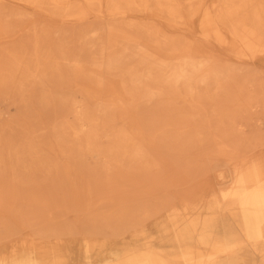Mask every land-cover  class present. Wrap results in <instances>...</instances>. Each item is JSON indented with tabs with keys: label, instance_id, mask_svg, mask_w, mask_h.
Wrapping results in <instances>:
<instances>
[{
	"label": "bare ground",
	"instance_id": "bare-ground-1",
	"mask_svg": "<svg viewBox=\"0 0 264 264\" xmlns=\"http://www.w3.org/2000/svg\"><path fill=\"white\" fill-rule=\"evenodd\" d=\"M182 1L188 7H196L185 15ZM217 3L209 8L206 0H0V102L8 100L19 109L18 115L4 124L0 118V180L14 182L22 178L20 175H29L17 172L16 164L43 165L50 159L42 154L39 147L42 142L35 132L47 129L51 118L58 122L74 113L78 120L75 127L59 120L54 126L59 129L55 135L60 130L64 135H83L84 141L92 145L97 135L95 131L84 134L93 125L86 120L84 102L78 96L118 112L132 128L140 131L136 101H160L167 105L172 100L161 87L147 85L135 90L137 84L153 79L152 70L158 71L156 80L173 84L177 98L183 95L182 87L185 96H194L198 83L214 86L215 96H220L227 85L235 84L236 99L260 97L264 86L254 90V94L245 95L244 84L250 81L241 83L231 70L214 69L215 62L204 58L199 44L179 45L160 28L125 24L141 16L156 17L169 29L178 31L200 21L198 31L204 40L217 42L238 58L264 55V0H218ZM91 18L107 19L108 23L87 26ZM66 24L80 27L70 33L64 27ZM141 30L146 36L138 33ZM92 47L96 49L94 55L90 54ZM143 68L144 74L138 75V69ZM116 72H121L124 78L114 79ZM126 80L132 83L131 90L126 88ZM131 99L134 105H127ZM130 107L133 108L128 111ZM230 113L223 110L218 115ZM177 125L167 122L164 127ZM63 141L55 140L61 154ZM13 145L18 146L15 151ZM2 166H8L9 171L6 167L2 172ZM65 170L70 178V168ZM47 171L46 179L61 177ZM221 197L239 217L245 242L232 229L227 231L224 227L220 232L218 217L211 213L217 204L211 203L207 218L188 219L183 227L178 214L169 211L161 226L167 247H162V241L155 244L150 237L139 246L124 243L123 247L113 249L106 240L95 238L104 234L102 227H97L90 232L95 237L84 240L85 256L80 263L72 261L60 241V232H34L33 235L40 237L37 239L48 242L54 237L56 242L45 247L24 243L10 257L1 256L0 264H256L246 262L250 245L262 254L259 264H264V248H258L260 243L264 244V167L253 165L237 171ZM124 218L127 216L121 214L116 221L109 216L105 235L110 238L121 235L118 226ZM168 220L173 222V235H169L171 229L165 225ZM138 235L147 236V232L134 233Z\"/></svg>",
	"mask_w": 264,
	"mask_h": 264
},
{
	"label": "rangeland",
	"instance_id": "rangeland-1",
	"mask_svg": "<svg viewBox=\"0 0 264 264\" xmlns=\"http://www.w3.org/2000/svg\"><path fill=\"white\" fill-rule=\"evenodd\" d=\"M217 2L206 0L209 8ZM182 7L188 15L196 6L188 7L182 1ZM96 22L108 23V20L91 18L87 26ZM125 24L160 28L167 38L179 45L199 44L204 58L215 62L214 69L231 70L241 83L250 81L244 84L245 95L248 92L254 94V90L264 86V55L242 59L217 42L204 40L198 31L200 21L178 31L169 29L156 17L141 16ZM64 27L71 33L80 26L66 24ZM138 33L146 36L142 30ZM95 53L96 49L92 47L90 54ZM144 70L138 69V75L144 74ZM116 74L114 79L124 78L121 72ZM155 75L158 71L152 70L153 79L137 84L135 90L140 91L147 85L161 87L172 100L167 105L160 101H136L139 103L140 131L132 128L118 112L78 96V100L84 102L86 120L93 125L88 126L84 134L95 131L97 135L92 145L84 141L83 135H64L61 130L55 135L59 129L54 126L59 120L75 127L78 120L71 111L58 122L51 118L47 129L35 132L42 142L39 146L42 154L50 159L43 165L16 164L17 172L29 175H20L22 178L14 182L0 180V189H3L0 195V257H10L24 243H33L37 247L54 243V237L46 242L47 239H37L40 237L33 235L34 232L54 231L61 233L60 241L68 249L72 261L83 262L84 240L95 237L90 232L97 227H102L104 234L95 238L106 240L113 249L123 247L124 243L139 246L150 237L155 244L162 241V247H167L162 240L165 235L161 226L168 219L169 211L178 214L181 227L188 219L207 218L213 213L218 217L220 232L224 227L227 231L232 229L245 242L241 221L232 206L222 199L221 193L229 188L237 171L253 165L264 167V93L261 90L258 98L236 99L238 88L232 84L227 85L220 96H215L214 86L198 83L194 96H185L182 87L183 95L177 98L173 84L156 80ZM125 82L126 88L131 90L132 83ZM242 100L244 104H241ZM127 105H134L132 99ZM223 110L231 113L218 115ZM0 113L4 124L15 118L19 109L4 100L0 102ZM167 122L178 125L165 128ZM56 139H64L62 154L55 147ZM17 148L16 145L12 147L13 151ZM6 167L9 171L8 166H2V172ZM65 167L71 170L70 178L65 175ZM47 170L61 177L46 179ZM211 203H216L217 208L209 213L207 207ZM121 214L127 216L118 226L122 234L113 238L106 236L109 216L117 221ZM116 221L114 226L118 225ZM167 222L165 225L171 229L169 235H173V222ZM142 230L147 236H134ZM250 247L246 262L261 263L262 254ZM258 248H264V244L260 243ZM105 256L108 254L102 259Z\"/></svg>",
	"mask_w": 264,
	"mask_h": 264
}]
</instances>
